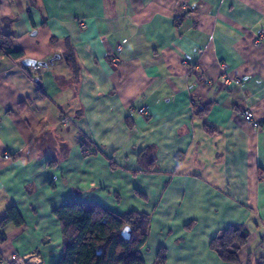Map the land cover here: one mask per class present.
Listing matches in <instances>:
<instances>
[{"label":"crops","instance_id":"obj_1","mask_svg":"<svg viewBox=\"0 0 264 264\" xmlns=\"http://www.w3.org/2000/svg\"><path fill=\"white\" fill-rule=\"evenodd\" d=\"M0 37L47 62L0 57V264H57L71 202L148 214L144 264H264V0H0Z\"/></svg>","mask_w":264,"mask_h":264},{"label":"trees","instance_id":"obj_2","mask_svg":"<svg viewBox=\"0 0 264 264\" xmlns=\"http://www.w3.org/2000/svg\"><path fill=\"white\" fill-rule=\"evenodd\" d=\"M1 56L23 59L22 53L13 50L8 38L2 37ZM64 59L72 63L69 56H64ZM52 214L60 222L63 239L62 254L57 264H144L139 250L146 241L148 214L128 211L118 215L102 206L84 202L67 203L54 209ZM22 223L19 212L11 207L0 225L21 226ZM125 227L130 230L128 239L121 236ZM246 235L243 228L230 226L220 231L210 241L209 247L222 260L236 262L238 250L245 243ZM164 261V249H160L156 264H163Z\"/></svg>","mask_w":264,"mask_h":264},{"label":"built area","instance_id":"obj_3","mask_svg":"<svg viewBox=\"0 0 264 264\" xmlns=\"http://www.w3.org/2000/svg\"><path fill=\"white\" fill-rule=\"evenodd\" d=\"M83 26V24H81ZM219 82L223 85L226 86H237L240 84L241 80L239 78H228L226 76H222L219 79ZM138 113L142 116H146L148 114V108L146 106L140 108L138 110ZM243 120L246 121L247 123L251 124L253 127L257 128L259 127V124L253 119L252 113L247 112L243 116ZM65 122H67L65 120ZM88 149L85 147L82 150V153L87 154ZM9 156L8 154L4 155V158L7 159ZM35 256H18V255H13L8 261V264H36L34 262Z\"/></svg>","mask_w":264,"mask_h":264},{"label":"water","instance_id":"obj_4","mask_svg":"<svg viewBox=\"0 0 264 264\" xmlns=\"http://www.w3.org/2000/svg\"><path fill=\"white\" fill-rule=\"evenodd\" d=\"M59 56H54V58L52 60H50L49 62L51 63L53 60H58ZM21 65L24 68H28V67H47V62H35L34 60H30V59H23L21 60ZM129 228L125 227L122 231H121V236L124 239H128L129 238Z\"/></svg>","mask_w":264,"mask_h":264},{"label":"rangeland","instance_id":"obj_5","mask_svg":"<svg viewBox=\"0 0 264 264\" xmlns=\"http://www.w3.org/2000/svg\"><path fill=\"white\" fill-rule=\"evenodd\" d=\"M88 153V152H87Z\"/></svg>","mask_w":264,"mask_h":264}]
</instances>
